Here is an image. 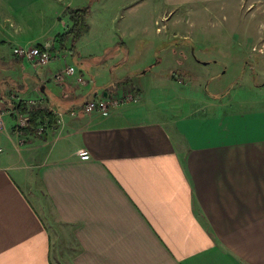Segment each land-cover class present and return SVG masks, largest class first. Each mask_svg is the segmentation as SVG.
I'll return each mask as SVG.
<instances>
[{
  "label": "crops",
  "instance_id": "obj_1",
  "mask_svg": "<svg viewBox=\"0 0 264 264\" xmlns=\"http://www.w3.org/2000/svg\"><path fill=\"white\" fill-rule=\"evenodd\" d=\"M233 1L0 0V264H264V106L163 121L136 92L133 107L81 111L119 93L106 62L153 14ZM67 8L89 10L73 52L37 69L14 57L60 52ZM63 66L74 74L54 82ZM37 109L55 123L17 136V115Z\"/></svg>",
  "mask_w": 264,
  "mask_h": 264
},
{
  "label": "rangeland",
  "instance_id": "obj_2",
  "mask_svg": "<svg viewBox=\"0 0 264 264\" xmlns=\"http://www.w3.org/2000/svg\"><path fill=\"white\" fill-rule=\"evenodd\" d=\"M168 14L155 25L153 14L148 34L125 40L127 50L122 47L106 62L121 79L115 87L119 93L108 97L131 94L134 101L121 107H133L138 93L149 113L163 121L194 111L209 113L212 107L241 112L255 103L264 106V0L178 8ZM125 76L133 84L124 83ZM0 108L5 117L8 107L2 103Z\"/></svg>",
  "mask_w": 264,
  "mask_h": 264
},
{
  "label": "built area",
  "instance_id": "obj_3",
  "mask_svg": "<svg viewBox=\"0 0 264 264\" xmlns=\"http://www.w3.org/2000/svg\"><path fill=\"white\" fill-rule=\"evenodd\" d=\"M56 53V52H55ZM13 55L14 57H16V59H20V60H25L27 61L30 66L33 69H37L39 67L45 66L49 63H51L53 60L58 59V56H56L55 54H53L50 51L49 47H45V46H32L30 48H21V47H17L13 49ZM74 74V69L73 67L70 66H63L62 69H60V71L56 72L53 77L52 80L54 82H61L63 80L64 77L66 76H71ZM79 83L81 84H85L86 82L83 79H79L78 80ZM129 101H134V97L131 94H127V95H121V96H109L103 99H99V100H90L88 102H86L82 108L81 111L84 114H92V113H98L100 115H107L109 114L111 111L121 107V105H123V103L129 102ZM4 113L5 111L0 108V129L3 128L4 126ZM74 114V112L72 113ZM17 124H16V134L17 136H22L24 135V131L28 126V118L24 117L22 115H17ZM48 127V123H41L40 125L36 126L34 129V133L36 135H42L46 128ZM79 158L81 160H85L89 157L87 151H80V153L78 154Z\"/></svg>",
  "mask_w": 264,
  "mask_h": 264
},
{
  "label": "trees",
  "instance_id": "obj_4",
  "mask_svg": "<svg viewBox=\"0 0 264 264\" xmlns=\"http://www.w3.org/2000/svg\"><path fill=\"white\" fill-rule=\"evenodd\" d=\"M68 16L71 26L61 34L54 37L53 43L56 45V49L60 52L70 53L74 51L75 43L78 39L88 32L87 16L89 14L88 8L82 9H71L67 8L65 10ZM51 48L50 50H54ZM124 83L130 85L131 81L126 78ZM23 112L24 109H22ZM29 121L27 126V132L30 134L34 133V129L37 125V121H42L44 119L48 120L49 126L55 123L54 118L50 111L46 109L31 110L28 112Z\"/></svg>",
  "mask_w": 264,
  "mask_h": 264
}]
</instances>
